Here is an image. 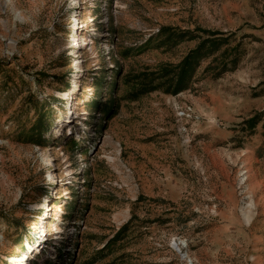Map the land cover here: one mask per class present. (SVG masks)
<instances>
[{
    "label": "rangeland",
    "instance_id": "1",
    "mask_svg": "<svg viewBox=\"0 0 264 264\" xmlns=\"http://www.w3.org/2000/svg\"><path fill=\"white\" fill-rule=\"evenodd\" d=\"M22 256L264 264V0H0V264Z\"/></svg>",
    "mask_w": 264,
    "mask_h": 264
},
{
    "label": "bare ground",
    "instance_id": "2",
    "mask_svg": "<svg viewBox=\"0 0 264 264\" xmlns=\"http://www.w3.org/2000/svg\"><path fill=\"white\" fill-rule=\"evenodd\" d=\"M87 42V39L85 38V37H83V36H81L80 38H79V40H77V45H79V46H82V45H84L85 43ZM74 82V81H73ZM73 97V96H72ZM71 97V101H73L74 100V98H72ZM68 102L67 101V103H66V116L68 115V113H72V111L74 112V110H72V102ZM65 120H60V122L62 123V122H64ZM43 223H44V220L42 221V225H41V229H42V231H44L43 230ZM27 259V258H26ZM16 262L18 263V264H24V258H23V256L22 257H20V258H18L17 260H16Z\"/></svg>",
    "mask_w": 264,
    "mask_h": 264
},
{
    "label": "trees",
    "instance_id": "3",
    "mask_svg": "<svg viewBox=\"0 0 264 264\" xmlns=\"http://www.w3.org/2000/svg\"><path fill=\"white\" fill-rule=\"evenodd\" d=\"M190 58H189V56L187 57V58H185V60L184 61H182L180 64H179V66H181V68H182V72H186L187 71V69H189L192 65L189 63V60Z\"/></svg>",
    "mask_w": 264,
    "mask_h": 264
}]
</instances>
